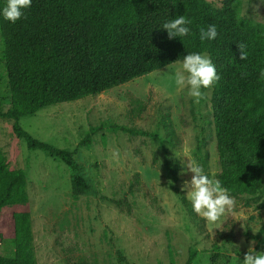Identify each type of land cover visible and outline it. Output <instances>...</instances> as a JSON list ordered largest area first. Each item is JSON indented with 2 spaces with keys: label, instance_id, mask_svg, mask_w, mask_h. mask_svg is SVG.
Returning <instances> with one entry per match:
<instances>
[{
  "label": "rangeland",
  "instance_id": "rangeland-1",
  "mask_svg": "<svg viewBox=\"0 0 264 264\" xmlns=\"http://www.w3.org/2000/svg\"><path fill=\"white\" fill-rule=\"evenodd\" d=\"M206 1L216 8L222 2ZM237 13L264 23V0H243ZM181 69L177 62L20 119L36 140L72 153L93 188L90 195L73 198L67 167L15 140L13 121L0 117L1 151L11 168L25 172L28 195L26 204L1 212L30 214L37 264H185L191 252V264H242L253 239L255 251H264V191L234 197L235 214L219 226L182 204L190 203L181 191L191 179L186 162L197 161L216 179L220 168L212 87L194 103L188 89L175 84ZM10 105L0 39V112ZM0 255L13 257L12 240L0 241Z\"/></svg>",
  "mask_w": 264,
  "mask_h": 264
},
{
  "label": "trees",
  "instance_id": "trees-1",
  "mask_svg": "<svg viewBox=\"0 0 264 264\" xmlns=\"http://www.w3.org/2000/svg\"><path fill=\"white\" fill-rule=\"evenodd\" d=\"M242 1L222 0L216 8L206 0H32L15 24L0 16L11 101L0 117L13 121L15 140L67 167L73 198L90 195L93 188L72 153L36 140L20 119L121 86L180 62L188 53L206 54L220 76L210 99L218 179L233 197L263 193L264 23L239 17ZM5 4L0 0V9ZM179 15L192 21L190 34L169 39L162 26ZM209 24L217 26L218 36L202 41L200 28ZM241 43L248 54L243 61L237 48ZM27 202L25 172L11 168L0 148V241L14 243L13 257L0 255V264H37L30 214L1 212ZM182 204L191 206L185 199ZM194 257L191 252L185 264Z\"/></svg>",
  "mask_w": 264,
  "mask_h": 264
},
{
  "label": "clouds",
  "instance_id": "clouds-1",
  "mask_svg": "<svg viewBox=\"0 0 264 264\" xmlns=\"http://www.w3.org/2000/svg\"><path fill=\"white\" fill-rule=\"evenodd\" d=\"M32 0H6L5 6L0 9V16L10 23L15 24L24 16V10L31 7ZM192 21L184 15L164 23L162 28L166 30L168 38L185 37L190 34ZM200 39L212 41L218 36L217 26L209 24L200 28ZM240 60L247 59L246 45L238 44ZM182 69L175 73V84L188 89V95L194 99V103L200 104L205 99V91L210 89L220 80L216 66L209 56L198 52L188 53L180 61ZM246 75V74H245ZM264 78V70L260 73ZM187 171L191 173L190 181H184L181 191L187 190L192 210L211 225L222 223V219L228 214H235L236 200L229 194V190L222 186L219 179L210 177L195 160L186 162ZM183 174V173H182ZM171 183V181H169ZM248 251L243 256L242 264H264V251L256 252V241L250 240ZM230 248L239 249L238 245H230ZM235 255L236 253H232Z\"/></svg>",
  "mask_w": 264,
  "mask_h": 264
}]
</instances>
